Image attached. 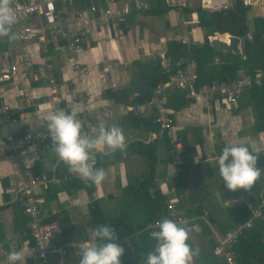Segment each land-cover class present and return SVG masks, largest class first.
<instances>
[{
	"label": "crops",
	"instance_id": "1",
	"mask_svg": "<svg viewBox=\"0 0 264 264\" xmlns=\"http://www.w3.org/2000/svg\"><path fill=\"white\" fill-rule=\"evenodd\" d=\"M140 2L139 10L132 6L131 13L123 16L121 9L125 0H72L59 4L62 17L59 26L62 31L68 34L77 30L86 32L80 50L73 54L66 51V40L61 36L46 37L45 42H9L6 38H0V46L3 47H0V68L7 70L13 63H17V74L0 85V105L6 104L15 111L9 123H0V138L4 139L9 135L19 137L29 132L47 133L48 113L39 111L37 106L51 102L54 110L75 113L81 121L83 133H88L86 124L93 128H98L101 123L116 125L123 130L127 144L126 150L122 154L119 152L122 157L116 154L119 150L114 153L102 150L96 154V163H100V168L106 172V180L99 188L94 186L89 193L84 187L77 190L69 187L70 193L63 189L58 192L56 199L49 201L45 199V191L50 185H64L72 179L79 186L86 185L73 174L67 180L65 166L58 163L47 144L51 141L50 137L31 149L29 158H35L36 161L31 168L18 164L10 154L1 156L0 252L17 250L23 243L31 242L28 218L22 210L24 198L18 189L22 178L29 180L38 176L42 184L33 190L32 196L39 202L40 208L46 210L45 221L54 215L63 216L66 212L76 231L73 241H90V229H94V224L109 225L115 229L119 238L116 242L125 249L121 264H143L149 237L145 232L156 228L154 225L158 223L151 222L159 214L157 194L162 197L160 204L163 207L167 208L169 203H173L178 215L186 219L187 223L181 226L191 229L188 242L193 249H199V255L194 257L192 264L221 261V264H229L211 253L210 241H216L219 234L207 219V213L211 211L209 203H205V208L197 217L188 216L187 210L196 209L198 204L180 209L177 205L191 194L189 187L195 184L196 196L201 198L208 194L213 203H218L221 207L222 178L217 157L226 146L244 145L254 153H263L264 131L257 134L253 132L256 114L247 98L249 88L235 105L222 104L218 96L211 98L204 92H196L190 96L187 90H183L187 104L178 110L167 106L173 112L174 128L169 131V136L174 142V148L166 164L156 165L153 183L149 181L144 189L142 182L147 176L144 173L146 165L143 158L135 154L136 149L131 145L134 141L148 143L159 139L158 128L155 126L151 132H147L140 122L133 125L126 121L129 115L140 119L155 117V111L147 103H139L138 99L146 95L135 96L133 93L139 83L146 85L138 79L142 66L150 64L153 67L158 64L159 55L168 53L170 42L190 48L207 42L210 45L213 38L225 43L229 34L209 35L206 28L198 23L195 13L199 9L197 3H192L183 11L169 9L161 15L151 12L155 6L154 0ZM93 5L97 7V11L89 13L88 9ZM106 9L112 11L110 17L104 15ZM77 11H84V16L78 18L75 15ZM256 19H264L262 0H257L246 11L249 29L246 36L251 40ZM29 23L39 30L40 21L37 18H32ZM13 30L16 32L17 27H13ZM180 39L186 40V43L182 44ZM213 50L217 53L239 54ZM176 61L185 59L182 57ZM135 63H139V66L135 67ZM219 65L220 59L216 55L207 65V77ZM154 71L157 72L155 67ZM241 74L243 72H239L238 76ZM214 82L217 81L207 85ZM261 84L260 81L255 86ZM121 92H124V97L120 96ZM169 103L173 105L170 94L166 95V105ZM138 107L143 108L137 111ZM196 145L201 154L199 163L194 162L198 155ZM181 154L186 156L185 160L180 158ZM182 164L189 165L187 174L184 173ZM36 167L39 169L37 174ZM257 167L261 169L260 160H257ZM181 176H184L187 184L183 189L184 193L178 194L175 183ZM258 181L262 182L264 189L263 173ZM242 200V197H229L224 200V206L233 207ZM92 214L96 217L92 218ZM199 220L209 228V233H205V225ZM52 222L59 225L57 220ZM24 229L27 231L23 232ZM54 257L53 264H59L56 256ZM80 259L79 249L68 252V264H79ZM26 264H40V261L29 259Z\"/></svg>",
	"mask_w": 264,
	"mask_h": 264
},
{
	"label": "trees",
	"instance_id": "2",
	"mask_svg": "<svg viewBox=\"0 0 264 264\" xmlns=\"http://www.w3.org/2000/svg\"><path fill=\"white\" fill-rule=\"evenodd\" d=\"M154 3L155 6L153 7V11H151L152 13L162 15L168 12L169 8L166 6L165 0H154ZM246 11L247 8L243 7L240 0H237L232 8L220 11L219 13H208L200 9H197L195 13L198 16L199 25L206 28L209 35H214L217 33H227L231 36L243 37L247 35L249 31L246 23ZM167 55L172 57V67L170 68V73L168 74H162L161 68L159 66V61L158 64H154L153 67H151L150 64H144L142 66V73L139 74L138 79L139 81H144L146 83L149 89V93L144 97H140L138 99L139 103L148 104V102L153 97V91L156 86L161 83L168 82L170 74H173L175 72L173 62L181 59L182 57H184L185 61H194L197 65L198 79L195 84V89L197 91L204 85H207L213 81L227 82L228 80H235L238 77L239 72H243V74L249 75L252 78H255L257 73H260L262 75L264 73V19L255 20V28L252 34V41L246 42L245 49L241 54L217 53L212 49L208 42L202 45H192L190 48H187V46L180 45L176 42H170L168 44ZM216 55L219 56L220 65L214 68L212 75L207 77V65ZM138 64L139 63H135L134 66L137 67L139 66ZM154 67L156 68V73L154 71ZM261 83V86L253 85L252 87H250L249 91L246 93L248 97L245 96V99L246 97L249 98L248 100L253 105L256 114L255 122L253 125V132L256 134L264 131V78L262 77ZM183 90L185 89L173 88V91L171 89H167L165 92V97L166 95L170 94V100H172L173 105L169 103V105L167 104L166 106L172 107L175 110L184 107L187 103L184 101L186 93ZM242 104L243 106H246L244 102H242ZM126 121L131 122L133 125H135L137 122H140L142 126L145 127V131L147 132H151L155 126L158 128V126L155 124V117L149 119H140L138 117H135L134 115H129L126 118ZM169 131L170 130L164 131L163 135L158 134V136L160 137L159 139H155L148 143H144L142 141H134L135 143L131 145V147H134L136 149L135 154L137 156H141L146 165L144 173L147 176L145 181L142 182V184L144 185V189L146 188V185L147 183H149V181L153 183L156 165L158 163L166 164V162H168L167 159L169 158L174 148V142L170 140ZM47 144L48 146H50V150H52L51 141H48ZM119 152L121 154L123 153L121 151H118L116 152V154L119 155ZM257 154H259L258 160H260L261 170L264 174V152H259ZM119 156L122 157L121 155ZM185 157L186 156L183 154L180 155L181 159L185 160ZM60 164L62 165V167L65 166L62 163ZM182 167L185 169L184 173L187 174L189 165L182 164ZM96 168H100V163H96ZM64 169L66 170L65 177L67 178V180H69L71 173H69L66 166L64 167ZM35 172V174L39 173V169L37 167L35 168ZM210 174H213L212 170L210 171ZM60 177L63 178V176ZM186 184L187 182L185 181L184 176H181L179 181L175 183V188L178 194L184 193L183 189L185 188ZM194 185L195 184H193V186L190 185L189 187L191 194L178 202V209L193 204H198L196 209L189 208L187 210L188 216L192 215L193 217H197L200 216L201 211L205 208V203L208 202V206L210 207L211 211L207 213V219L209 223L217 229V233L219 235H225L226 233L235 229L237 226L243 225L252 219L251 226L243 230V233L234 246L233 261H235L236 264H264V205L259 209L261 213L260 217L253 219V214L257 206L259 207L262 202H264V195H260L261 191L263 190L262 182L257 181L251 191L238 190L234 193H231L232 191L226 188L222 179L220 181V192L222 196V200H220L221 207H219L218 203H213L212 199L207 196L208 194H205L206 196L201 198L199 196H196ZM69 187L73 190L84 187L89 193L94 189V186H88V184L79 186L77 181L75 179H72L71 181H66L64 185H50L49 187H47L45 191V199L47 201L56 199L58 192L63 189L67 190V192L70 193V191L68 190ZM156 196L157 202H159V214L156 218H153V220L151 221L152 223H157L162 218H169L167 208L163 207V205L160 204V201H162V197H160L158 194ZM229 197H242L243 200L240 204H237L233 207H225L224 200H227V198ZM93 208L95 210V207ZM92 212L95 213V211ZM93 217L95 218L96 215L92 214V218ZM55 220H57L59 223L60 233L54 237L52 242L59 244L72 242L76 236V231L68 214L65 212L63 216L54 215L50 219H48L47 222H52ZM199 222L203 223L202 220H199ZM98 226V224H94L93 228H96ZM204 228L206 229L205 233L210 232L209 228L206 227V225L204 226ZM157 230L158 229L156 227L153 229H148L146 230L147 232H145V235L148 234L149 237L146 250L147 253L144 254L143 260H145L147 254L150 251L154 250V248L156 247L157 241H155L151 237V232ZM22 231L24 232L27 230L24 229ZM31 243L32 240L30 244ZM209 245L211 247V250H213L216 245V241L211 240ZM214 257L213 260L215 259ZM221 263L222 261L213 264Z\"/></svg>",
	"mask_w": 264,
	"mask_h": 264
},
{
	"label": "built area",
	"instance_id": "3",
	"mask_svg": "<svg viewBox=\"0 0 264 264\" xmlns=\"http://www.w3.org/2000/svg\"><path fill=\"white\" fill-rule=\"evenodd\" d=\"M72 0H13L12 7L16 14V23L13 27H17L16 33L19 35L17 42L26 41H46V37L61 36L66 40V51L73 54L80 50L82 42L86 37L85 30H77L73 33H64L59 26L62 17L60 16L61 10L59 4H66ZM237 0H165V4L169 9L176 11H183L187 9L192 3H197L198 8L209 12L219 13L232 8L233 3ZM243 7H252L257 0H240ZM264 2V0H262ZM134 6L136 10L141 8L140 0H125L121 15H129L131 7ZM89 13H95L97 7L90 6ZM84 11H77L75 15L78 18L84 16ZM106 17L112 15L110 9L104 11ZM32 18H37L40 21V28L37 30L29 21ZM183 44L186 40L180 39ZM159 66L162 74L170 73L172 67V60L163 52L159 55ZM173 67L175 72L170 74L169 81L161 83L156 86L153 91V97L148 102L147 106L155 111V124L158 126V133L163 134L164 131L172 130L174 119L173 112L166 106L165 92L167 89L180 88L189 92L190 96L198 93H206L209 97L213 98L218 96L220 102L225 105H235L238 98L243 92L252 87L259 85L262 75L256 74L255 78L249 75L241 74L235 80H228L227 82H214L205 87H201L198 91L195 89V84L198 79L197 67L194 62L187 61H174ZM17 74V63H13L7 70L0 68V85L4 82L10 81L13 76ZM59 102V100H57ZM143 107L136 108L141 111ZM14 110L6 104L0 105V123L6 124L11 121L14 115ZM106 116V115H104ZM93 127L86 124L87 132ZM48 140L47 133L44 132H29L25 135L14 137L7 136L4 139L0 138V157L5 154H10L17 161L18 164L24 165L25 158L30 157V150L40 143ZM26 154V156H25ZM31 159V158H29ZM42 184L41 178L34 176L29 180L22 178L19 186V193L23 196L24 202L22 205L23 213L28 218V225L30 229V236L32 243L25 242L17 250H23L26 260H39L40 264H49L48 256H56L59 264H68L67 257L70 250L79 249L81 242L85 241H72L66 244L53 243L57 234L60 233L59 225L55 222H46L47 212L41 209L39 202L32 196L33 190ZM260 195H264V189ZM264 205V202L254 211L253 219L260 217L259 209ZM169 216L172 220L179 224H186V219L180 217L175 210V205L169 203L167 205ZM252 219L243 225L237 226L235 229L226 233L225 235L216 236V245L212 250V254L216 257L225 259L227 263H233V249L239 237L245 228L251 226ZM157 225V224H156ZM154 225V227H156ZM152 228V227H151ZM11 251L0 252V264H5L6 257Z\"/></svg>",
	"mask_w": 264,
	"mask_h": 264
},
{
	"label": "clouds",
	"instance_id": "4",
	"mask_svg": "<svg viewBox=\"0 0 264 264\" xmlns=\"http://www.w3.org/2000/svg\"><path fill=\"white\" fill-rule=\"evenodd\" d=\"M15 23L12 0H0V38H7L9 42L19 39L13 31ZM37 107L39 111L48 113L46 131L58 163L65 165L69 173L78 176L88 186L99 188L106 180V172L103 168H96L95 156L102 150L124 152L127 144L123 130L116 125L101 123L85 134L75 113L54 110L51 102ZM196 150L198 155L194 162L199 163L201 154L197 145ZM258 156L244 145L223 148L217 163L228 190L251 191L262 176V170L257 167ZM35 162V158H25L24 165L31 168ZM156 227L158 230L151 232V237L157 241L156 247L147 254L143 264H192L194 257L199 255V249H193L188 242L191 229L169 218H162ZM90 231L91 240L79 245V264H121L125 249L116 242L119 238L115 229L101 225ZM5 264H26L24 251L9 252Z\"/></svg>",
	"mask_w": 264,
	"mask_h": 264
},
{
	"label": "water",
	"instance_id": "5",
	"mask_svg": "<svg viewBox=\"0 0 264 264\" xmlns=\"http://www.w3.org/2000/svg\"><path fill=\"white\" fill-rule=\"evenodd\" d=\"M252 41L246 35L243 37H236V36H227V42L222 43L216 38H213L210 41V46L213 49H217L221 52H233V53H242L245 48L246 42ZM135 96H144L148 94V88L146 85L139 83L133 90ZM121 97H124V92L120 93Z\"/></svg>",
	"mask_w": 264,
	"mask_h": 264
},
{
	"label": "rangeland",
	"instance_id": "6",
	"mask_svg": "<svg viewBox=\"0 0 264 264\" xmlns=\"http://www.w3.org/2000/svg\"><path fill=\"white\" fill-rule=\"evenodd\" d=\"M240 54H241V53H240ZM258 182H259V181H258ZM54 260H55V257H54L53 255H49V256H48V262H49V264H53V263H55Z\"/></svg>",
	"mask_w": 264,
	"mask_h": 264
}]
</instances>
